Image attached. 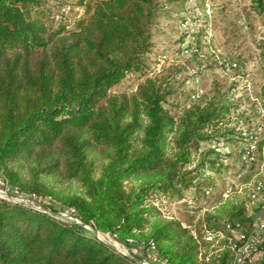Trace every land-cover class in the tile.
Masks as SVG:
<instances>
[{
  "label": "trees",
  "instance_id": "1",
  "mask_svg": "<svg viewBox=\"0 0 264 264\" xmlns=\"http://www.w3.org/2000/svg\"><path fill=\"white\" fill-rule=\"evenodd\" d=\"M236 11L231 0L219 7L224 34L236 29ZM158 12L167 14L160 0H0V178L74 209L81 222L0 201V264H139L86 226L151 252L154 264H234L231 250L205 239L253 223L247 198L218 203L232 154L220 150L234 145L246 165L264 163V136L244 159L264 115L259 103L240 111L231 84L215 81L182 103L174 74L152 75ZM245 15L264 24V0ZM178 50L200 52L197 42ZM258 50L264 73V37ZM224 60L223 70L238 66ZM133 78L137 87L125 88ZM208 190L214 210L199 220L159 211Z\"/></svg>",
  "mask_w": 264,
  "mask_h": 264
},
{
  "label": "rangeland",
  "instance_id": "2",
  "mask_svg": "<svg viewBox=\"0 0 264 264\" xmlns=\"http://www.w3.org/2000/svg\"><path fill=\"white\" fill-rule=\"evenodd\" d=\"M160 1L164 4L167 14L158 12L155 16L152 32L157 49L150 56V60L154 64L152 75L174 74L173 87L184 88V93L180 94L182 103L187 101L188 93L196 91L197 94L200 90H208L215 81L222 84L227 83L226 85L231 84L234 100L240 102V111H247L250 114V110L256 106L264 115V102L262 100L264 73L258 50V41L264 37V24L254 15L251 18L249 16L254 0H231V4L236 7L238 14L236 17H234L235 12L231 15V19L236 21V29H226L225 34L222 30L224 24L220 23L216 14H218L219 7L227 0ZM246 13H248L249 20L245 15ZM69 17L72 19L74 13L70 12ZM184 19L186 21H183ZM243 19L246 20V24L243 23ZM184 23L187 24V29H184ZM196 42L200 49L197 56L181 54L178 50L180 47L194 45ZM162 53L164 55L159 56ZM229 57L233 58L238 66L235 67V65L232 66L226 62L229 65V70H227L228 67L223 70L217 61H225L224 59H229ZM159 58L162 59L161 62ZM184 79L185 86L181 85ZM137 83L138 81L133 78L126 82L124 87L135 89ZM260 94L262 96H259ZM255 103L259 104L255 105ZM233 115L235 114L233 113ZM232 117L236 118V116ZM234 122L235 120L231 124ZM258 133L261 134L258 137L264 136V119L260 123ZM220 151L225 154H232L225 160L226 163H230L229 169L223 180L218 182L222 192V198L218 203L225 200L247 198L253 223L245 226L243 230L244 232L247 231L248 235H257L263 240L264 231H259V226L264 222L263 190L259 191L256 198L252 197L256 193L257 185L259 183L264 185V163L256 161L254 165H246L234 145L223 147ZM213 195H215L213 190H209V193L198 199L195 194H189L185 198L187 201L192 199V204L184 200H174L170 203H164L163 206L159 207V211L165 219L195 217L196 220H199L204 216L206 210H214V205L210 206L208 203L209 198ZM0 201L26 205L60 221L76 223L73 220L75 216L68 213V209L59 203L51 201L50 198L16 191L2 178H0ZM153 202L157 203V200L153 199ZM85 229L95 235L98 233L89 226H86ZM106 239L109 245L116 250L121 249L123 253L135 259L137 263L154 264L150 262L153 258L151 252L142 253L136 246L126 244L114 236ZM211 242L212 244L209 246L211 250L220 251L226 246L223 239L218 238V240ZM260 258L262 256L258 251L253 255L252 262L248 264H256Z\"/></svg>",
  "mask_w": 264,
  "mask_h": 264
},
{
  "label": "built area",
  "instance_id": "3",
  "mask_svg": "<svg viewBox=\"0 0 264 264\" xmlns=\"http://www.w3.org/2000/svg\"><path fill=\"white\" fill-rule=\"evenodd\" d=\"M69 8L68 7H63L61 9V11L59 12V14L56 16V20H60L63 16V14H66L68 12ZM243 23L246 24V20L243 19ZM184 29H187V24L184 23L183 25ZM185 53H188L187 51H185ZM159 61L161 62L162 59L159 58ZM229 66V65H227ZM227 70H229V67L227 68ZM202 92V90H200L197 94H194L192 96L193 99H195V97L200 94ZM260 130V128H259ZM257 141H258V136L254 137V140L251 144L249 153L246 157H244V159L251 161L253 160V155H254V150L256 149L257 146ZM264 187V185L262 183H259L256 187V193L253 195L252 198H256V195L259 193L260 190H262ZM209 193V190L206 192ZM187 198H182L178 201L184 200L185 202H188L189 204H192L193 200L189 199L188 201L186 200ZM68 213H71L74 216V209H68L67 210ZM74 221H76V223H81L80 220L78 218H74ZM189 229H191V231L195 234L193 228L191 226H189ZM259 231H264V222L261 223V225L259 226ZM96 234V237L103 241L108 243L106 240V238H110L111 235L109 234H103L99 231ZM219 239H223L225 242V247L228 248L229 250H231V252L234 254V264H248L252 262V255L257 251L258 246L262 243V239L260 238V236L257 235H246V233L244 232L243 228L240 226L237 227H231L230 225H227L226 228L222 231H219L218 234L216 235ZM213 233L208 232L205 239L208 241H213L214 238L216 237ZM152 249L154 250V246H152ZM118 252L125 254L121 251V249H117ZM126 255V254H125ZM153 261H157L156 258L153 257V259H151V263Z\"/></svg>",
  "mask_w": 264,
  "mask_h": 264
},
{
  "label": "water",
  "instance_id": "4",
  "mask_svg": "<svg viewBox=\"0 0 264 264\" xmlns=\"http://www.w3.org/2000/svg\"><path fill=\"white\" fill-rule=\"evenodd\" d=\"M95 231H97L95 228H93Z\"/></svg>",
  "mask_w": 264,
  "mask_h": 264
},
{
  "label": "crops",
  "instance_id": "5",
  "mask_svg": "<svg viewBox=\"0 0 264 264\" xmlns=\"http://www.w3.org/2000/svg\"><path fill=\"white\" fill-rule=\"evenodd\" d=\"M153 259V258H152ZM152 262H153V260H152ZM160 264H162V263H160Z\"/></svg>",
  "mask_w": 264,
  "mask_h": 264
}]
</instances>
